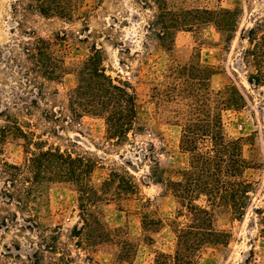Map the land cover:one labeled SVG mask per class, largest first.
I'll use <instances>...</instances> for the list:
<instances>
[{
  "label": "rangeland",
  "instance_id": "obj_1",
  "mask_svg": "<svg viewBox=\"0 0 264 264\" xmlns=\"http://www.w3.org/2000/svg\"><path fill=\"white\" fill-rule=\"evenodd\" d=\"M79 1L78 14L68 20L43 16L29 0H0V113L9 115H0V126L16 120L26 133L1 144L0 264H154L158 252H173L171 221L178 205L152 175L188 164L179 148L180 127L171 120L184 108L160 95L170 62L184 63L192 53H199L213 69L211 86L226 89L232 99V108L223 115L225 130L250 161L245 174L254 187L242 219L218 216L217 225L230 233L229 243L204 247L198 264H264V232L255 212L264 206V0H170L176 8L222 6L236 12L232 32L221 33L208 24L193 31L176 30L171 41L158 39V26L150 30L158 14L152 1ZM251 28L261 42L257 62L245 54L254 47L247 39ZM36 36L48 39L54 55L63 60L68 73L61 81L42 85V77L31 70L22 46ZM92 44L102 50L105 73L127 83L136 96L137 118L122 141L108 137L103 118L77 117L68 109L67 93L76 84L74 70L88 57ZM36 142L89 158L95 164L91 180L97 185L111 170L124 169L138 189L109 200L105 198L110 194H101L92 210L103 226L89 230L81 228L75 187L49 181L43 174L32 185L28 208H20L16 196L7 197L19 191L20 183L10 182L1 162L23 165L28 148L37 150ZM35 175L30 177L36 180ZM44 233L57 239L56 252L39 251L43 259L35 262L31 255Z\"/></svg>",
  "mask_w": 264,
  "mask_h": 264
},
{
  "label": "trees",
  "instance_id": "obj_2",
  "mask_svg": "<svg viewBox=\"0 0 264 264\" xmlns=\"http://www.w3.org/2000/svg\"><path fill=\"white\" fill-rule=\"evenodd\" d=\"M29 1L30 6L45 17L57 16L68 20L78 14L80 7L79 0ZM144 1L147 4L152 1L157 7L158 14L152 20L150 30H154V25L158 26L156 34L161 41H171L179 29L193 31L212 24L223 33L227 30L232 32L234 27L231 28L236 12L229 8H176L170 0ZM255 31L254 28L248 30L247 39L254 47L247 49L245 54L253 55L257 62L261 42ZM22 49L31 60V70L42 77V85L45 81L59 82L68 73L63 60L52 52L48 39L36 36L33 41H25ZM102 62L101 48L92 44L88 57L74 70L76 84L67 93L68 109L77 117L92 115L103 118L108 137L122 141L133 129L137 118L136 96L127 83L115 81L107 75ZM212 74L213 69L202 62L199 53L190 54L184 63L173 59L164 73L165 83L160 98L177 102L184 108L175 112L171 120L180 127L179 148L187 154L188 164L178 169L163 168L160 175H152L153 180L160 183L163 191L172 195L178 205L176 216L171 221L174 224L175 248L171 253L158 252L154 264H198L204 247L229 243L230 233L217 225L218 216L224 214L228 221L240 220L252 199L253 182L245 174L250 161L240 153L238 140L228 136L225 130L223 115L232 108V99L226 89L216 90L211 86ZM5 112L0 115L5 114L9 118ZM16 134L25 136L26 133L18 121L8 119L0 126V150L1 144ZM34 145L37 150L28 148L23 165L1 162L4 172L12 177L10 182L20 183L18 192L7 195L10 200L16 196V204L20 208H28L32 185L43 174L49 181L67 182L75 187L79 194L81 228L89 230L94 225L103 226L92 210L102 200L101 194H110V198H105L109 200L117 195L129 196L138 189L137 182L127 170L113 169L97 185L91 180L95 164L89 158L59 147L44 148L40 142ZM31 173H36V180L30 177ZM255 212L260 216L264 232V206L256 208ZM179 218L185 221L181 222ZM147 220L144 217V224ZM153 221L155 224L160 222ZM40 240L31 255L35 262L43 259L39 251L53 253L57 248L54 235L44 233Z\"/></svg>",
  "mask_w": 264,
  "mask_h": 264
}]
</instances>
